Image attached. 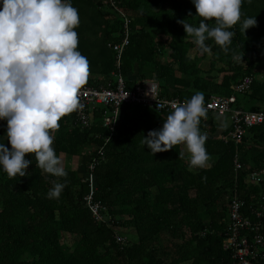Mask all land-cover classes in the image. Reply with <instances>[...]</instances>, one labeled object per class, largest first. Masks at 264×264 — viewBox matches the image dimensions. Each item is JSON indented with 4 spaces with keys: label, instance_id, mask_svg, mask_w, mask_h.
<instances>
[{
    "label": "trees",
    "instance_id": "obj_1",
    "mask_svg": "<svg viewBox=\"0 0 264 264\" xmlns=\"http://www.w3.org/2000/svg\"><path fill=\"white\" fill-rule=\"evenodd\" d=\"M130 19L129 44L122 55V73L132 89L146 80L158 83L159 95L189 99L202 91L205 103L213 95L229 96L232 87L244 76L252 75L264 58V0H244L241 19L231 26L229 51L208 38L212 52L210 71L217 63L228 72L220 83L203 75L200 58L191 59L192 36L180 19L196 26L201 19L193 0H114ZM107 0H72L78 8L76 27L79 50L90 62L85 85L105 86L115 70V52L109 43L122 38L123 21L105 5ZM256 16L257 25L244 31L245 18ZM215 26V19L207 20ZM199 51H207L198 45ZM242 57V59H241ZM135 75L136 78H131ZM264 103V84L255 77L242 101L236 106L256 111L254 103ZM123 109L138 117L143 125L122 120L105 144L109 131L100 124L99 115L90 128L73 124L72 113L60 120L53 131V147L58 155L82 157L86 167L104 145L103 159L94 175V200L105 205L116 217V226L130 228L135 240L116 243V230L96 223L83 198L90 192L89 182L76 170L55 176L37 166L35 153L28 174L9 176L0 166V264H227L231 253L224 249L229 197L237 195L250 204L260 186L247 182L250 171L264 164V149L246 148V138L264 144V126H256L236 145L216 135L219 115L201 117L200 129L207 134L206 167L190 168L188 156L179 157L183 143L152 153L144 145L149 130L162 128L167 113L144 107ZM7 120L0 119V141L6 139ZM262 141V142H261ZM247 149V150H246ZM255 149L252 158L247 154ZM239 151L244 169L237 175L233 158ZM54 181L65 182L59 197L47 193ZM229 196L227 198V193ZM76 238L72 249L62 243L63 234ZM264 263V261H262ZM261 262V263H262Z\"/></svg>",
    "mask_w": 264,
    "mask_h": 264
},
{
    "label": "clouds",
    "instance_id": "obj_2",
    "mask_svg": "<svg viewBox=\"0 0 264 264\" xmlns=\"http://www.w3.org/2000/svg\"><path fill=\"white\" fill-rule=\"evenodd\" d=\"M244 0H193L201 19L196 26L178 20L194 42L208 50L213 38L225 51L232 43L231 26L241 19ZM215 19V26L207 20ZM79 11L72 0H0V119L7 120L6 139L0 141V166L9 176L28 174L35 153L37 166L55 176H67L62 157L53 147V131L60 120L82 107L80 90L90 75V62L79 50L76 27ZM256 16L243 20L244 31L257 25ZM242 59V57H241ZM162 128L149 130L143 143L154 154L183 143L190 168L206 167L207 134L200 129L207 113L204 93L171 101ZM110 138V137H109ZM111 139V138H110ZM185 151L179 152L183 157ZM47 193L59 197L65 182L54 181Z\"/></svg>",
    "mask_w": 264,
    "mask_h": 264
},
{
    "label": "built area",
    "instance_id": "obj_3",
    "mask_svg": "<svg viewBox=\"0 0 264 264\" xmlns=\"http://www.w3.org/2000/svg\"><path fill=\"white\" fill-rule=\"evenodd\" d=\"M104 6L123 21L120 42L108 44V47L115 52V70L111 72L110 81L105 86L84 85L82 87L80 90L82 107L72 112V121L81 129L90 128L99 115L101 126L109 131L105 138L106 144L122 122L119 113L123 107H144L157 113L169 114L172 110L171 101L185 100L161 97L158 83L153 80L136 84L132 89L127 87L122 73V55L129 44L131 19L118 8L114 0H107ZM253 80L252 75H246L232 87L231 95H213L205 103L206 114L230 115V127L222 139L231 140L236 145L242 143L244 136L251 128L264 126V108L249 111L236 106L237 96L250 92ZM103 148L104 145L97 150V154L86 166L88 175L86 179L89 182L90 192L84 196L83 201L91 212L93 220L115 229L116 243L125 244L127 238L120 233L122 228L116 226V217L112 216L108 208L95 201L93 197L95 191L93 172L103 159ZM243 169L240 153L236 151L233 158L234 174L237 175ZM246 180L249 184L260 186L262 192L257 196L252 195L250 204L241 199L236 190L229 197L224 249L231 253L232 261L227 264H258L264 261V164L250 171Z\"/></svg>",
    "mask_w": 264,
    "mask_h": 264
},
{
    "label": "crops",
    "instance_id": "obj_4",
    "mask_svg": "<svg viewBox=\"0 0 264 264\" xmlns=\"http://www.w3.org/2000/svg\"><path fill=\"white\" fill-rule=\"evenodd\" d=\"M190 42L193 44V46L189 49L188 51V56L193 59V58H200V68L203 71V75L208 74L209 76H211L213 78V81L215 83H220L223 76L226 74H229L228 72H223L220 71L221 66H223L220 63H217V65L215 66V68L209 72L210 70V63H211V56H212V52L210 50L207 51H199L198 50V45L194 42V40H190ZM254 77L255 79L260 82L261 84H264V58L263 60L260 62V64L257 66L255 73H254ZM131 78L135 79L136 76L132 75ZM255 105L259 106V107H264V103H254ZM120 117L122 120H128L127 118L130 117V114L128 112H126L124 109L120 110L119 113ZM134 116V115H133ZM134 120L136 125H143V122L136 116H134ZM230 121H231V117L230 120L224 124L223 122H220L217 125L216 128V135L220 136L223 135L224 132L227 130H229L230 127ZM129 122V121H126ZM246 148L249 145H254L255 148H258V150L264 149V144L260 143L259 145L255 144V140H252L251 138H246ZM262 142V141H261ZM247 150V149H246ZM184 151L185 154H187L186 156H188L189 154L186 151V148L184 147ZM255 149H251L250 151L247 152V154L252 158L254 155L252 154V152H254ZM258 264H264L263 262L258 263Z\"/></svg>",
    "mask_w": 264,
    "mask_h": 264
},
{
    "label": "rangeland",
    "instance_id": "obj_5",
    "mask_svg": "<svg viewBox=\"0 0 264 264\" xmlns=\"http://www.w3.org/2000/svg\"><path fill=\"white\" fill-rule=\"evenodd\" d=\"M239 98H240V101H242L243 95H239ZM128 113L130 114V117L127 118L128 120H124V121H129V123L131 124L135 123L134 116L130 112ZM219 120L220 122H223L224 124H226L230 120V115L225 114V115L219 116ZM61 157H62V162H63V166L65 167V169L76 170L78 174L84 178L88 176L87 169L84 166V163L82 162V157H71V156H66V155H62ZM228 196H229V192L227 193V198ZM120 233H122L128 240L133 241L136 238L134 230L130 228L121 229ZM62 243L67 249L70 250L74 247L76 243V238L73 235L64 233Z\"/></svg>",
    "mask_w": 264,
    "mask_h": 264
}]
</instances>
